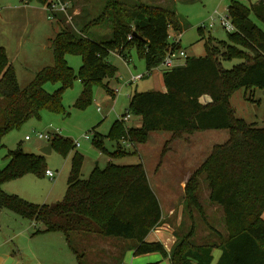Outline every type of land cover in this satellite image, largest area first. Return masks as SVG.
I'll return each instance as SVG.
<instances>
[{
  "label": "trees",
  "instance_id": "trees-1",
  "mask_svg": "<svg viewBox=\"0 0 264 264\" xmlns=\"http://www.w3.org/2000/svg\"><path fill=\"white\" fill-rule=\"evenodd\" d=\"M52 1L37 0L44 6ZM227 14L235 27L228 32V41L209 38L205 43L206 56L186 57L183 65L163 72L164 92L151 90L132 95L123 115L139 117L141 125L127 127L122 120L114 122L108 133L118 143L113 153L106 152L102 136L93 129L94 144L112 159L129 154L122 149L121 138L144 144L153 132L183 138L198 131L228 130V140L214 145L188 179L183 203L192 224L186 234L177 236L170 252L161 242H146V237L162 222V209L141 163L116 165L111 160L103 169L97 166L88 178L82 179L84 157L75 152L62 201L53 206L39 205L3 189L7 182L27 174L43 176L48 170L44 155L25 152L19 146L8 151V163L0 168V208L42 223L44 232L64 234L78 264H84V254L72 247L73 234L131 241L135 255L159 252L169 257L171 264H264V127H255L237 117L230 104L231 96L240 88L264 89V31L251 19L253 15L264 23V0L248 4L230 0ZM105 23L111 25V39L93 40L88 36L91 27ZM68 27L60 21L51 41L54 65L36 72L25 87L20 86L15 67L0 45V147L7 132L30 118H40L43 110L66 113L62 96L77 79L83 88L74 107L85 109L92 102L93 85L116 73V67L108 61L111 53L126 60V53L135 47L149 74L167 54L170 28L182 31L174 9L141 0H133L132 5L108 0L102 13L82 28L74 31ZM68 54L82 56L78 72L68 65ZM233 58L242 62L225 69L222 60ZM49 82L59 84L53 93L45 90ZM108 93L112 94V90L108 89ZM203 96L211 101L201 102ZM50 142L53 150L62 155L74 148L69 138L60 135ZM201 176L209 189V201L222 210L227 230L221 239L218 233L219 242L208 245L192 243L194 214L202 219L206 216L198 197ZM214 249L221 251L216 262Z\"/></svg>",
  "mask_w": 264,
  "mask_h": 264
},
{
  "label": "rangeland",
  "instance_id": "rangeland-1",
  "mask_svg": "<svg viewBox=\"0 0 264 264\" xmlns=\"http://www.w3.org/2000/svg\"><path fill=\"white\" fill-rule=\"evenodd\" d=\"M20 0H0V8L17 3ZM36 2L37 0H31ZM57 0H55L56 2ZM68 4L66 12L55 11L60 16V21L76 31L98 17L108 0H59ZM127 5H132L133 0H119ZM144 3L160 5L174 9L182 24V31L175 32L170 28V42H174V36L180 35V48L187 57H203L207 51L205 43L209 38L217 41H228V31L220 22L219 13L227 16V8L230 0H141ZM256 0H244L245 3ZM47 7V6H46ZM216 16L211 19L215 11ZM72 16V18H71ZM71 19V20H70ZM251 19L264 31V23L251 15ZM70 20V21H68ZM210 24H213L211 27ZM68 27V28H69ZM57 25L51 18L39 22L36 28L30 27L29 33L23 36L27 40L21 49V53L14 63L16 72L21 75L20 85L25 87L33 78L34 73L43 65L53 66L55 63L51 49V39L56 34ZM88 36L93 40H109L112 38V28L109 23L93 26L88 30ZM127 61L118 53H112L109 57L110 63L116 67V73L106 78L102 83L94 84L92 87V102L85 109H77L74 103L82 92L83 85L76 80L71 88H68L63 96L62 102L66 113H54L43 110L40 118H30L19 128L12 129L2 138L0 147V168L8 163V151L21 147L25 152L39 154L40 149L36 144L42 142L35 138L38 132H47L58 129L59 134L69 138L73 143L79 142V147H74L66 155L53 150L47 156L46 167L55 174L51 179L46 174L36 176L27 174L21 178L12 180L3 185L4 190L10 194H16L30 202L39 205H51L62 201L66 189L67 180L71 169L70 154L78 152L85 157L83 162L81 178H88L95 167L103 169L107 164L108 154L101 153L94 144V131L103 138V145L107 153H113L118 143L108 137L110 128L114 122L121 120L126 109L129 107L130 99L135 92H146L151 90L160 91V77L162 66L154 68L152 74L147 75L146 64L138 55L135 47L126 53ZM25 58V61H24ZM68 65L78 72L83 64L80 55L68 54L66 56ZM186 57H178L176 65H183ZM242 62L239 58L222 60L225 69ZM40 70V69H39ZM144 74L145 77L133 81V77ZM59 88L57 83H47L45 90L53 93ZM113 90L114 95L108 93ZM230 104L237 117L244 119L255 127H264V89L240 88L231 96ZM100 108L101 110H99ZM139 119L131 115L129 121L124 122L127 127H139ZM94 129V131H93ZM31 136L30 141H25V136ZM89 139H85V136ZM228 130H205L198 131L183 138H173L171 133L153 132L144 144L126 146L121 138L122 149L128 151V155L113 158L116 165L143 164L147 167L150 184L156 195L162 196L161 200L165 207L172 202L184 201L181 188L177 179L186 178L200 166L216 144H222L228 140ZM188 141V142H187ZM44 143H48L44 141ZM189 147V149H188ZM100 154H105L101 156ZM99 161V164H96ZM163 169L154 171L159 165ZM97 165V166H96ZM191 168V169H187ZM146 169V168H145ZM188 170V171H187ZM163 174L166 178L175 179L171 187L159 186L157 174ZM147 173V172H146ZM153 173V174H152ZM201 185L198 192L200 204L205 208V218H200L198 213L194 214V234L192 243L195 245H208L219 242L227 234L222 210L209 201V189L204 176L199 178ZM172 198V199H171ZM170 199V200H169ZM18 222L11 223V219L3 218L0 222V243L11 249L16 257L14 264H78L74 251L68 245L66 237L61 232H44L42 223L32 222L26 218L18 217L11 211ZM264 218V217H263ZM192 224L189 215L183 214L182 233L186 234ZM213 228V229H212ZM12 229V230H10ZM20 234L15 237L13 230ZM157 227L154 229L156 230ZM153 230V231H154ZM177 235L179 231L176 232ZM223 240V239H222ZM131 241L113 236H101L97 234H73L71 237L72 247L79 253L84 254V264H122L121 256ZM6 249V248H4ZM221 254L219 249L213 250L214 262ZM123 264H129L123 261Z\"/></svg>",
  "mask_w": 264,
  "mask_h": 264
},
{
  "label": "crops",
  "instance_id": "crops-1",
  "mask_svg": "<svg viewBox=\"0 0 264 264\" xmlns=\"http://www.w3.org/2000/svg\"><path fill=\"white\" fill-rule=\"evenodd\" d=\"M47 18H49V11H48L47 7L39 4L37 1L33 2L31 0H20L17 3H13V4L8 5V6H5V5H3V7L1 6V8H0V45H2L6 49L9 61L13 65H14L15 61L17 60V58L19 57V55L21 53V49L23 48L24 44L27 42V40L25 39L23 34L25 32L29 33L28 30L30 27L36 28V26L39 22H42L43 20H45ZM52 20L54 22H56V25H57L56 33H57L59 30L60 19H59V17H57V18H52ZM178 47H180V43H179ZM110 55H109V57H110ZM109 57H108V61H109ZM24 61H25V58H24ZM45 66L46 65H43L39 69L41 70ZM39 69H38V71H39ZM153 71H154V69L149 74H152ZM36 72L34 73V75L36 74ZM149 74H147V75H149ZM17 77H18L19 84H20L21 75L19 72H17ZM157 80H159L161 83L160 91L164 92L165 91V85H164V81H163V69L161 71L160 77L158 78V76H157ZM200 100H201V102H204V103H208L211 101L210 97H208V96H203V97H201ZM134 121H140V120L135 119ZM140 123H141V121H140ZM47 142L49 143L50 141H47ZM48 143L45 144L44 141H42V142L36 144L37 148L40 149L39 154L44 155L46 160H47V156L53 152V148L49 154H44L42 152V149L45 148V146ZM188 149H189V147H188ZM74 153L75 152L73 151L70 154V160H71ZM100 155L103 156L105 154H100ZM111 160H112V158L108 156L107 163ZM84 161H85V157H84ZM70 163H71V161H70ZM96 164H99V161H97ZM163 167L164 166L162 164L159 165V167L154 169L153 173L156 170L157 171L162 170ZM145 168H146L148 180L150 182L149 175H148V169L146 166H145ZM187 169L189 170L191 168H187ZM162 171H164V170H162ZM157 175L160 176V178L158 177L159 186L171 187L174 185L173 181H175L176 178L175 179L166 178L165 175L163 174V172H162V174H157ZM189 177H190V175H188L186 178L184 177L183 179H177V182L181 188V193L183 196H184V188L188 182ZM151 187H152V185H151ZM7 193H9V192H7ZM157 197H158L159 202L161 204L162 222L160 223V225L157 227L156 230L152 231L146 237V242H149V243L161 242L163 244L164 248L167 250V252H170L172 246L177 241V236L181 235V233H182V229L180 227H181V225H183V214L185 213L184 203H183V200L181 202H177V203H176V201L175 202L171 201L170 205L165 207L164 203L161 200L162 196H159L157 194ZM4 217L5 218L8 217V219H11V221H10L11 223L18 222L17 218H15V216H13V214H8L7 212H5V209L0 208V222L3 220ZM263 217H264V213H263ZM0 228L2 229V227H0ZM10 230H12V229H10ZM177 231H179L178 235L176 233ZM13 232H14L15 237H17L20 234V232L17 231L16 229H14ZM129 245H131V246L129 248H127L125 250V252L122 253V256H121L122 264H123V261H126L129 264H171L169 257H164L159 252H151V253L135 255L134 249H133V247H134L133 242L129 243ZM4 248H6V249H4ZM15 260H16V257L13 254V252H11V249H9L7 246L0 243V264H14V262H16Z\"/></svg>",
  "mask_w": 264,
  "mask_h": 264
},
{
  "label": "built area",
  "instance_id": "built-area-1",
  "mask_svg": "<svg viewBox=\"0 0 264 264\" xmlns=\"http://www.w3.org/2000/svg\"><path fill=\"white\" fill-rule=\"evenodd\" d=\"M67 8H68V4L67 3H63V2H60L59 0H57L55 2V0L52 1V3L47 6V9L49 11V18H54V13L55 11H63V12H66L67 11ZM216 13L218 14L219 12L216 10L214 15L211 16V19H214V16H216ZM219 16H220V22L222 24V26L228 31V32H231L235 29L233 23L231 22L230 18L228 17V14L227 16H224L222 14L219 13ZM72 18V16H71ZM71 20V19H70ZM68 20V21H70ZM210 26L212 27L213 24H210ZM174 42H170V46L168 47V51H167V54L164 58V60L162 61V63L160 64V66H162L164 69H163V72L165 71H169L171 69H173L176 65L175 63V60L178 58V57H187L186 53L182 50H179L177 51L180 47H174V44H177L179 43L180 41V35L178 37L174 36ZM129 60V59H128ZM127 61V59L125 60ZM145 75L144 74H141V75H137L135 77H133V81H136L138 79H142ZM114 91L112 90V95H114ZM99 110H101L100 108H98ZM131 118V115L129 114H126V115H123V118L121 119L123 122H126V121H129V119ZM56 135H60L59 134V130L58 129H53V130H49L47 132H38L35 134V138L37 140H40V141H51L53 137H55ZM31 136L29 135H26L25 136V140L26 141H29L31 140ZM85 139H89V136H85ZM124 144L126 146L130 145L131 143L124 140ZM74 147H79L80 146V143L77 141L75 143H73ZM46 175L51 178V179H54L55 178V174L51 171V170H47L46 171Z\"/></svg>",
  "mask_w": 264,
  "mask_h": 264
},
{
  "label": "water",
  "instance_id": "water-1",
  "mask_svg": "<svg viewBox=\"0 0 264 264\" xmlns=\"http://www.w3.org/2000/svg\"><path fill=\"white\" fill-rule=\"evenodd\" d=\"M51 150H52V143L49 142V143L45 146V148L42 149V152H43L44 154H49V153L51 152ZM53 205H55V204H51V206H53Z\"/></svg>",
  "mask_w": 264,
  "mask_h": 264
}]
</instances>
